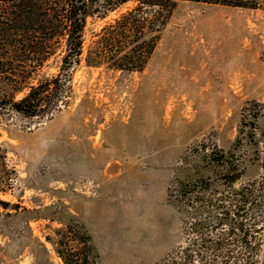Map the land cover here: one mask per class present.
I'll return each instance as SVG.
<instances>
[{
    "label": "rangeland",
    "instance_id": "374dc122",
    "mask_svg": "<svg viewBox=\"0 0 264 264\" xmlns=\"http://www.w3.org/2000/svg\"><path fill=\"white\" fill-rule=\"evenodd\" d=\"M251 1L178 0L160 35L147 12L139 32L116 29L136 0L87 18L68 104L0 110V264L199 263L185 257L189 218L173 196L192 154L245 160L241 182L264 173V0ZM63 49L31 77L26 60V77L0 75V95L55 75ZM115 54L136 68H112Z\"/></svg>",
    "mask_w": 264,
    "mask_h": 264
},
{
    "label": "trees",
    "instance_id": "16d2710c",
    "mask_svg": "<svg viewBox=\"0 0 264 264\" xmlns=\"http://www.w3.org/2000/svg\"><path fill=\"white\" fill-rule=\"evenodd\" d=\"M127 1L0 0V75L26 77V69L19 68V62L26 60L24 62L32 63L28 66L31 77L40 65L56 55L59 47H64L55 75L31 82L28 91L18 99L15 92L22 86L9 95L1 94L0 110L11 109L32 117L40 111L52 113L67 105L72 72L82 57L87 18L97 11L104 15ZM199 1L257 7L251 0ZM177 2L136 0L135 6L116 20V29L120 34L130 30L139 32L145 27L142 17L147 12L154 16L152 22L160 35L168 26ZM138 41V38L131 41V50ZM113 59L112 68L126 71L136 68L135 65L128 68L124 63L131 60L130 56L115 54ZM86 61L89 64L90 56ZM140 66L143 68L142 64ZM199 154L198 157L192 154L195 160L188 163L184 177L176 181L173 195L179 205L184 206L189 218L184 230L192 237L184 249L185 257L198 264H259V254L264 247V230L261 229L264 225V173L241 182L240 168L245 160L235 159L222 151L219 154L204 150ZM64 262L71 264L65 258Z\"/></svg>",
    "mask_w": 264,
    "mask_h": 264
},
{
    "label": "crops",
    "instance_id": "0c3cea01",
    "mask_svg": "<svg viewBox=\"0 0 264 264\" xmlns=\"http://www.w3.org/2000/svg\"><path fill=\"white\" fill-rule=\"evenodd\" d=\"M114 172L113 170H111L109 168V166L105 165L103 166L102 169H100L98 172H96V175L94 178L98 179L100 181L102 185V187L99 189V193H100V199H101V203L105 204L107 202H109L110 200H112V195L110 192L111 189V181H110V177L111 173Z\"/></svg>",
    "mask_w": 264,
    "mask_h": 264
}]
</instances>
